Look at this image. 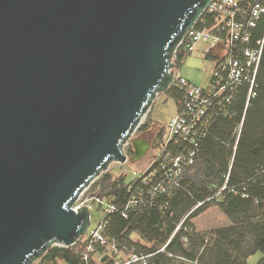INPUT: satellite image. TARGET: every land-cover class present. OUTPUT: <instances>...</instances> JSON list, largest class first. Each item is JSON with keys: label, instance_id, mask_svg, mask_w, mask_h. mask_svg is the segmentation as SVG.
Instances as JSON below:
<instances>
[{"label": "water", "instance_id": "1", "mask_svg": "<svg viewBox=\"0 0 264 264\" xmlns=\"http://www.w3.org/2000/svg\"><path fill=\"white\" fill-rule=\"evenodd\" d=\"M209 2L0 0V264H32L85 234L90 209L71 206L127 161L124 144ZM131 145L132 162L150 149Z\"/></svg>", "mask_w": 264, "mask_h": 264}, {"label": "trees", "instance_id": "2", "mask_svg": "<svg viewBox=\"0 0 264 264\" xmlns=\"http://www.w3.org/2000/svg\"><path fill=\"white\" fill-rule=\"evenodd\" d=\"M263 33L264 24H260L256 37ZM165 93L177 106L179 91L169 88ZM246 100L247 87L241 86L227 106L229 114L219 115L212 122L193 164L178 178V185L169 195L156 197L150 206L129 207L124 218L121 213L130 198L127 187L131 180L107 172L99 175L93 184L95 195L111 200L117 208L107 217L104 235L116 244L118 252L150 255L147 264H248L251 256L260 253L255 264H264V44L255 96L247 107ZM164 130L162 127L155 134L154 149L162 141ZM211 206H216L230 223L190 237L192 219ZM83 252V243L77 241L68 247L53 246L37 261L104 264L94 258L95 253L83 261Z\"/></svg>", "mask_w": 264, "mask_h": 264}, {"label": "built area", "instance_id": "3", "mask_svg": "<svg viewBox=\"0 0 264 264\" xmlns=\"http://www.w3.org/2000/svg\"><path fill=\"white\" fill-rule=\"evenodd\" d=\"M260 24H264V0H210L195 23L184 32L172 51L173 68H179L178 62L183 63L182 58L197 51L200 44V53L213 59L212 75L207 86L202 88L172 73L169 88L177 89L180 94L177 111L165 125L164 136L150 164L132 173L127 187L130 198L121 213L124 218L127 208L150 206L156 197L169 195L178 185V178L193 164L199 144L207 136L212 122L219 115L229 114L227 106L241 86L247 87L248 106L249 99L255 96L264 44V33L262 37H256ZM124 146L127 156L128 147L125 151ZM91 183L71 206L76 213L81 206L88 207L91 212L94 205L102 213L101 221L95 227L89 224L85 234L77 240L84 245L83 261L88 260L89 254H98L101 250L98 261L106 256V260H114L113 264H147L150 255L142 253L131 254L122 263L116 260V246L108 241L104 229L108 215L117 208L111 200L91 193ZM53 246L60 247L58 244Z\"/></svg>", "mask_w": 264, "mask_h": 264}, {"label": "rangeland", "instance_id": "4", "mask_svg": "<svg viewBox=\"0 0 264 264\" xmlns=\"http://www.w3.org/2000/svg\"><path fill=\"white\" fill-rule=\"evenodd\" d=\"M201 48L202 46L199 44L197 46V51L188 55L184 59L182 65L179 68H172L171 72L173 74H179L193 84L205 88L212 75L213 59L205 58L200 53ZM176 111V102L171 96L167 95L165 92L157 94L147 113L141 118L138 128L127 141L128 145L124 146V150L126 151L127 147H130L131 140L142 137V132L144 130L140 129L141 126L147 125L148 129H150V131L155 135L162 127H165L168 121L176 114ZM154 135L148 137L150 149L144 157L140 158L137 162H132L130 161L131 153H129V155L127 154L128 160L124 164L115 162L111 163L105 172L110 173L114 177L125 176L126 180H129L131 179L134 171H141L145 169L150 164L152 156L156 153V149L152 147L155 138ZM96 180L91 183L89 188L91 193L97 192V188L93 187ZM101 219L102 213L96 208V206L93 205L90 212V227H95ZM191 223L192 229L189 230L188 233L190 237H193L198 233L209 232L211 229L226 226L230 222L216 206H211L205 212L193 218ZM132 238L136 239L137 237L136 235H132ZM115 246L116 244L114 247ZM109 247H111V245H109ZM99 254L100 253L94 254V258L97 259ZM115 258L117 261L122 263L129 258V255L125 254L124 250H121L119 252L117 251ZM259 258L260 253H256L249 258L248 264H255ZM32 264H38V261L35 260Z\"/></svg>", "mask_w": 264, "mask_h": 264}, {"label": "flooded vegetation", "instance_id": "5", "mask_svg": "<svg viewBox=\"0 0 264 264\" xmlns=\"http://www.w3.org/2000/svg\"><path fill=\"white\" fill-rule=\"evenodd\" d=\"M142 139L143 140H148L149 138L148 137H150V136H152V135H154L151 131H150V129H146V130H144L143 132H142ZM155 136V135H154ZM128 160V159H127Z\"/></svg>", "mask_w": 264, "mask_h": 264}]
</instances>
